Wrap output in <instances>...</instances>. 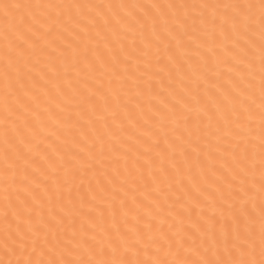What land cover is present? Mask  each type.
<instances>
[{"label": "snow or ice", "instance_id": "snow-or-ice-1", "mask_svg": "<svg viewBox=\"0 0 264 264\" xmlns=\"http://www.w3.org/2000/svg\"><path fill=\"white\" fill-rule=\"evenodd\" d=\"M0 264H264V0H0Z\"/></svg>", "mask_w": 264, "mask_h": 264}]
</instances>
